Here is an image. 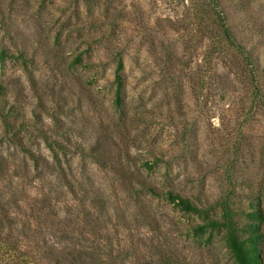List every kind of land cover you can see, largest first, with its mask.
<instances>
[{
	"label": "rangeland",
	"instance_id": "rangeland-1",
	"mask_svg": "<svg viewBox=\"0 0 264 264\" xmlns=\"http://www.w3.org/2000/svg\"><path fill=\"white\" fill-rule=\"evenodd\" d=\"M209 1L0 0V264H236L149 185L207 217L253 202L264 264L263 102ZM219 1L263 91L264 0Z\"/></svg>",
	"mask_w": 264,
	"mask_h": 264
},
{
	"label": "trees",
	"instance_id": "trees-1",
	"mask_svg": "<svg viewBox=\"0 0 264 264\" xmlns=\"http://www.w3.org/2000/svg\"><path fill=\"white\" fill-rule=\"evenodd\" d=\"M220 1L213 0L208 2L207 5L201 7L199 19V26H203V30H208L204 26V22L200 23L204 16H209L215 19V26L209 30L213 34L216 40V51L218 53H226L228 49L234 54H240L241 57L245 58L247 62L245 64L250 66L253 94L263 102L264 107V89H260L257 79H255V72L258 65L252 60L251 54L245 50L240 44H237L233 33L230 28L225 24V20L222 16V11L217 9ZM5 51H0V58L4 57ZM123 69L122 61L119 60L116 67L115 82L116 91L118 93L117 100L119 99V92L123 87V80L121 72ZM147 189L156 195H161L171 201L174 205L181 208L183 211L193 213L199 216H204L205 221L199 225L201 230L213 229L222 230L224 233V240L227 248L229 249L236 264H262L260 257V245L261 231L259 230V223L263 219L262 213L253 202H250L246 207L241 205L238 207L231 206L229 200L224 199L221 204V213L219 217H207L206 211L202 207H199L192 199L184 196L171 189L160 190L153 185H149ZM259 222V223H257ZM94 249V253H95ZM98 256V252L95 256ZM78 258H64L63 261L56 260L54 264H90V257H84L77 255ZM111 260L108 264H113ZM96 264H99V262ZM115 264V263H114Z\"/></svg>",
	"mask_w": 264,
	"mask_h": 264
}]
</instances>
